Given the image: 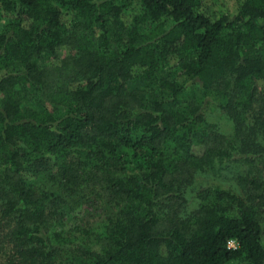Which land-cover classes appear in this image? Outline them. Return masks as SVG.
<instances>
[{
	"label": "trees",
	"instance_id": "obj_1",
	"mask_svg": "<svg viewBox=\"0 0 264 264\" xmlns=\"http://www.w3.org/2000/svg\"><path fill=\"white\" fill-rule=\"evenodd\" d=\"M0 18V264H264V0ZM80 205L93 244L63 227Z\"/></svg>",
	"mask_w": 264,
	"mask_h": 264
},
{
	"label": "rangeland",
	"instance_id": "obj_2",
	"mask_svg": "<svg viewBox=\"0 0 264 264\" xmlns=\"http://www.w3.org/2000/svg\"><path fill=\"white\" fill-rule=\"evenodd\" d=\"M4 26H5V22L0 18V30L3 29ZM33 95H34L33 98L38 103V106H40L41 104H40L39 96L35 93H33ZM213 103H214L213 101L209 103L210 106L207 109L208 116L212 120L222 123V125L224 124L228 125L225 120V116L215 109ZM79 209H81V205L75 207L74 208L75 212L67 216L68 218L65 219L63 227L65 230L73 228V230L69 233V237H72L74 240L82 243L90 242L93 244L95 241V233L102 229L103 218L99 216L100 213H98L99 212L98 210H91L89 208L88 213H86L83 211L80 212ZM75 225L78 226V230L74 229ZM56 229L59 230V226H56Z\"/></svg>",
	"mask_w": 264,
	"mask_h": 264
},
{
	"label": "built area",
	"instance_id": "obj_3",
	"mask_svg": "<svg viewBox=\"0 0 264 264\" xmlns=\"http://www.w3.org/2000/svg\"><path fill=\"white\" fill-rule=\"evenodd\" d=\"M230 242H232V243L230 244ZM226 245H227L228 248H236L237 241L235 239H229L227 241Z\"/></svg>",
	"mask_w": 264,
	"mask_h": 264
},
{
	"label": "clouds",
	"instance_id": "obj_4",
	"mask_svg": "<svg viewBox=\"0 0 264 264\" xmlns=\"http://www.w3.org/2000/svg\"><path fill=\"white\" fill-rule=\"evenodd\" d=\"M232 242H230V244H231Z\"/></svg>",
	"mask_w": 264,
	"mask_h": 264
}]
</instances>
